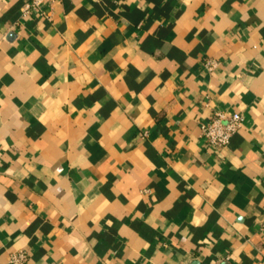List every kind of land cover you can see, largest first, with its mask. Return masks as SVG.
Here are the masks:
<instances>
[{"label": "crops", "instance_id": "1", "mask_svg": "<svg viewBox=\"0 0 264 264\" xmlns=\"http://www.w3.org/2000/svg\"><path fill=\"white\" fill-rule=\"evenodd\" d=\"M25 1L0 0V264H264V0ZM216 110L244 117L224 147Z\"/></svg>", "mask_w": 264, "mask_h": 264}, {"label": "built area", "instance_id": "2", "mask_svg": "<svg viewBox=\"0 0 264 264\" xmlns=\"http://www.w3.org/2000/svg\"><path fill=\"white\" fill-rule=\"evenodd\" d=\"M54 0H26L22 7V15L25 16L29 12L37 10L40 11L44 17L49 18L48 12L44 10V5L52 3ZM50 5V4H49ZM208 69H213L217 62L213 59H207L204 62ZM244 117L241 113L216 110L212 113L210 120L206 123H201V135L206 143L216 147L226 146L231 136L237 132L243 125ZM264 226V209H263V222ZM28 259V254L24 250H17L11 252L7 256L8 264H25ZM190 264H203L201 262Z\"/></svg>", "mask_w": 264, "mask_h": 264}]
</instances>
